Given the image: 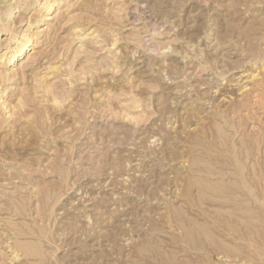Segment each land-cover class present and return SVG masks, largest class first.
Here are the masks:
<instances>
[{"label":"rangeland","instance_id":"374dc122","mask_svg":"<svg viewBox=\"0 0 264 264\" xmlns=\"http://www.w3.org/2000/svg\"><path fill=\"white\" fill-rule=\"evenodd\" d=\"M0 264H264V0H0Z\"/></svg>","mask_w":264,"mask_h":264},{"label":"bare ground","instance_id":"6f19581e","mask_svg":"<svg viewBox=\"0 0 264 264\" xmlns=\"http://www.w3.org/2000/svg\"><path fill=\"white\" fill-rule=\"evenodd\" d=\"M48 7V6H47ZM29 41H30V38L29 37H27L25 40H24V42L22 43V45L20 46V47H18L13 53H11L10 55H9V57H11V58H15L16 59V57H18V56H20V55H22L23 53H25V51L27 50V48H28V44H29ZM12 51V50H11ZM10 53V52H9ZM9 59V58H8ZM51 87V86H50ZM49 86H48V90H49V88H50ZM51 89V88H50ZM45 90V89H44ZM51 91V90H50ZM52 96V95H51ZM52 97H54V96H52ZM51 97V98H52ZM53 99V98H52ZM20 107H21V105H20ZM23 108V106L21 107V109Z\"/></svg>","mask_w":264,"mask_h":264}]
</instances>
